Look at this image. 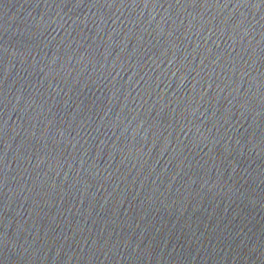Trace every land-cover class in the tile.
I'll return each mask as SVG.
<instances>
[{
  "label": "water",
  "instance_id": "obj_1",
  "mask_svg": "<svg viewBox=\"0 0 264 264\" xmlns=\"http://www.w3.org/2000/svg\"><path fill=\"white\" fill-rule=\"evenodd\" d=\"M0 264H264V0H0Z\"/></svg>",
  "mask_w": 264,
  "mask_h": 264
}]
</instances>
